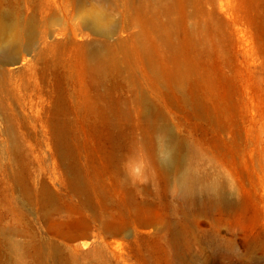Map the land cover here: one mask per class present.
<instances>
[{
    "label": "rangeland",
    "instance_id": "1",
    "mask_svg": "<svg viewBox=\"0 0 264 264\" xmlns=\"http://www.w3.org/2000/svg\"><path fill=\"white\" fill-rule=\"evenodd\" d=\"M5 1L49 19L51 42L33 48L55 56L8 65L0 264H264V0H163L148 30L114 0ZM84 11L119 31L97 34ZM106 45L116 52L97 69L87 48ZM213 179L233 207L210 204ZM71 229L96 235L85 247Z\"/></svg>",
    "mask_w": 264,
    "mask_h": 264
},
{
    "label": "bare ground",
    "instance_id": "2",
    "mask_svg": "<svg viewBox=\"0 0 264 264\" xmlns=\"http://www.w3.org/2000/svg\"><path fill=\"white\" fill-rule=\"evenodd\" d=\"M4 1L5 0H0V97H3L5 95L8 84L11 81L12 73L14 72L13 69L8 67L9 64L18 63L21 57L24 58L25 53H30V52L33 53V55L37 59H43V58L47 59L48 57L55 56V48H33L34 44H36L37 41L38 43L51 42L49 40V37L54 34V30L52 28L53 25L49 21V19L45 17L39 18L37 15L32 16L29 14H24L19 10L17 6L12 4L11 6H9V4H6V1L5 2ZM27 1L28 0H23L25 4L27 3ZM84 1L85 0H81V3H84ZM114 1L121 3L123 5L124 16L125 19L129 21V25H132L133 27H139L143 30H148L147 28H149V25L155 23L154 20L155 17L154 15H151V11L153 12V10H155L158 4H160L163 0H121V1L114 0ZM65 9L67 8L65 7ZM151 18L153 21L149 20ZM82 20L84 24L87 23L94 26L95 32L105 38H109L113 34L117 33L120 27V23L116 22L113 18L98 12L84 11ZM62 30H64L63 33L66 34V25L62 27ZM73 33L77 35V30L75 26L73 27ZM115 52H116V48H112L111 46L106 45L105 48H87L86 55L90 59L91 64L95 68L101 69L102 67L108 65L111 62L110 55H112L113 53L115 54ZM164 146H165L163 149L164 156L162 158V162L165 166H171L172 164H174V162H176V154L174 153V150L170 145H164ZM178 180L180 183V188L184 193V195L189 196V194L193 192L195 189L194 180H190V178H188V175H186L185 173L179 174ZM127 182L129 181L127 180ZM205 187H206L205 191H207L206 193H208V197L210 201H212L210 203L212 206L227 205L228 207H233L235 205L233 204V201L230 199L228 193H226L225 189L223 187L220 188L219 181L217 179H213V181L206 184ZM217 200H220V202H218ZM104 227L110 228L111 226L108 224H104ZM67 232L69 238L68 242L76 240L77 237H81L83 238L82 244L85 247L89 246L92 243V240L90 239L92 238L91 235H96V234H91V232L88 229L85 230L81 229L80 231L78 229H71L70 231ZM21 245L22 244L18 243L14 239L8 238L6 240V246H7L6 250H8V256H10L11 258L12 257L21 258L23 255V250ZM43 255L50 256L48 252H44ZM1 258L2 255L0 254V259ZM15 262L16 264H24L19 260H16Z\"/></svg>",
    "mask_w": 264,
    "mask_h": 264
}]
</instances>
